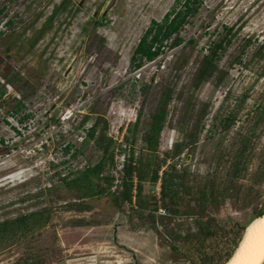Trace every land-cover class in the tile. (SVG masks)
Listing matches in <instances>:
<instances>
[{
	"label": "rangeland",
	"instance_id": "374dc122",
	"mask_svg": "<svg viewBox=\"0 0 264 264\" xmlns=\"http://www.w3.org/2000/svg\"><path fill=\"white\" fill-rule=\"evenodd\" d=\"M179 5L0 0V264H212L264 213V0H196L184 42L169 46L171 36L154 60L138 59L144 32ZM148 134L169 153L154 164L208 190L180 205L204 210L203 227L156 212L163 239L171 229L200 233L176 252L109 197L119 190L108 189L114 154L129 146L148 157ZM152 186L142 181L141 192L157 201Z\"/></svg>",
	"mask_w": 264,
	"mask_h": 264
},
{
	"label": "trees",
	"instance_id": "16d2710c",
	"mask_svg": "<svg viewBox=\"0 0 264 264\" xmlns=\"http://www.w3.org/2000/svg\"><path fill=\"white\" fill-rule=\"evenodd\" d=\"M177 1L180 2V5L178 9H173L172 17L171 15H169L165 19L164 24L153 25L144 32L141 41L135 48L136 54H134L138 57V59L144 57L148 61L154 60L165 49L163 47V42H168L171 36H173V40L171 41L169 46L176 47L184 42L183 39L178 37L179 30L183 25L182 23L184 17L188 14L190 4L195 3L196 0H193L192 2L191 0ZM55 11L56 10H54V12ZM180 19L181 23L178 26L177 22ZM246 40H250V38L248 37L246 38ZM222 46H224L223 41L216 44L210 51L209 56L205 57V65L203 70H208L211 63L214 62L217 50H221ZM258 48L263 49L264 43H262ZM206 73L207 75L205 76L199 74L200 80H202L203 77H207L210 75L208 74V72ZM226 121V119H223L222 127H224ZM153 137V134H148L145 141L147 145L146 150L149 156L146 158L140 156L139 159L134 161L133 163L132 161H130L123 165V177L119 183V190L110 192L109 197L111 200L114 198V196H118L119 199L122 200V202L128 204L129 209L134 214L139 211V215H135L134 217L126 214L129 221L133 219L138 222L142 221V226L146 227L147 230L152 232L159 239V241L162 244L167 245L172 252H176V247H179L180 244L179 241H183L184 239L191 240L193 237L199 238L200 233L196 231H190L186 234H183L179 230L171 229L167 231L168 236H164L163 239V237H161L159 227L155 226L156 212H158L159 210L164 215L170 214L171 217L188 218L193 216L194 218H196V220H193V223L196 221L199 226L203 227L206 222L211 219V217L206 212H204V210H200L199 213L196 214L188 211L182 212L180 210V205L182 203L192 201V203L196 206V203L194 202L195 197H204L205 193H207L208 190H206L205 187H188L184 186L183 184H179L175 177L176 170L174 169V166L172 164H167L165 168H162L158 164H154L153 161L160 154H158L157 152V142ZM168 154V152H164L160 155V161L163 165L166 162ZM144 180H147L148 183L152 185L158 183L159 197L157 201L153 199L152 194L146 195L141 192V182ZM108 181V189H110L113 185L112 179L109 177ZM144 210H146V214H144ZM259 215L261 214L259 213ZM239 239L237 240V242L239 241ZM174 241L175 243H173ZM194 242L196 243V247H198L199 242H197V240ZM236 244H233L232 248L227 252L226 256L223 259L221 256L212 264H223L224 261H226L231 255ZM209 259L213 258L210 257Z\"/></svg>",
	"mask_w": 264,
	"mask_h": 264
},
{
	"label": "bare ground",
	"instance_id": "6f19581e",
	"mask_svg": "<svg viewBox=\"0 0 264 264\" xmlns=\"http://www.w3.org/2000/svg\"><path fill=\"white\" fill-rule=\"evenodd\" d=\"M65 118H69V116H66ZM125 238L129 241H134V243L137 245V248H145V246L138 242L135 238L130 236H125ZM261 239H264V213L251 218L250 221L245 224L242 236L237 242L229 258L224 261L223 264H233V262L237 260V257H248L254 255ZM103 246L102 253L111 252L108 250L106 245ZM160 251L161 250L157 248L155 254L159 255ZM96 260L98 262L90 260V264H121L120 261L113 260L107 256L97 257ZM168 261L169 259H167L166 262ZM125 264H133V262L129 259H126ZM260 264H264V259L260 261Z\"/></svg>",
	"mask_w": 264,
	"mask_h": 264
},
{
	"label": "flooded vegetation",
	"instance_id": "af4514ba",
	"mask_svg": "<svg viewBox=\"0 0 264 264\" xmlns=\"http://www.w3.org/2000/svg\"><path fill=\"white\" fill-rule=\"evenodd\" d=\"M124 153H125V160H124V163H123V165H125L126 163H128V162H130V161H132V163L134 162V161H136V160H138L139 159V153H140V151L139 150H137V151H135L134 153H131L130 152V148H129V146H123V148L121 149ZM123 165H122V168L117 172V174L115 175V174H113L111 171H110V168L111 167H114L115 166V158L113 159V163H112V165L111 166H109V172L111 173V174H109L110 176V178L112 179V184L114 185V186H119V183H120V181H121V179H122V177H123V173H122V169H123ZM112 185V186H113ZM149 185L151 186L152 184H150L149 183ZM152 195H153V193L152 192H150ZM159 197V196H158ZM158 197L156 196V198L158 199ZM149 231V230H148ZM152 233V232H151ZM153 234V233H152ZM154 235V234H153ZM155 236V235H154ZM156 237V236H155ZM157 238V237H156ZM164 245V244H163Z\"/></svg>",
	"mask_w": 264,
	"mask_h": 264
},
{
	"label": "clouds",
	"instance_id": "9594fccd",
	"mask_svg": "<svg viewBox=\"0 0 264 264\" xmlns=\"http://www.w3.org/2000/svg\"><path fill=\"white\" fill-rule=\"evenodd\" d=\"M155 185L156 184H154V186ZM262 259H264V239H261L260 243L257 246V251L254 255L248 257H237V260L233 262V264H260V261Z\"/></svg>",
	"mask_w": 264,
	"mask_h": 264
},
{
	"label": "built area",
	"instance_id": "2783aa9c",
	"mask_svg": "<svg viewBox=\"0 0 264 264\" xmlns=\"http://www.w3.org/2000/svg\"><path fill=\"white\" fill-rule=\"evenodd\" d=\"M115 166L110 168V171L113 174H117V172L122 168V165L124 163L125 160V153L120 150V151H116L115 153ZM154 190V193L157 195V197L159 196V185L156 184L154 187H152Z\"/></svg>",
	"mask_w": 264,
	"mask_h": 264
},
{
	"label": "water",
	"instance_id": "95a60500",
	"mask_svg": "<svg viewBox=\"0 0 264 264\" xmlns=\"http://www.w3.org/2000/svg\"><path fill=\"white\" fill-rule=\"evenodd\" d=\"M244 230V229H243ZM243 234V233H242ZM242 234H241V236H242Z\"/></svg>",
	"mask_w": 264,
	"mask_h": 264
}]
</instances>
